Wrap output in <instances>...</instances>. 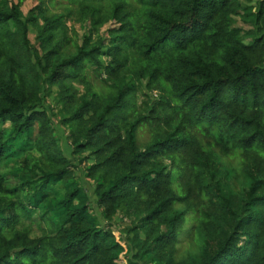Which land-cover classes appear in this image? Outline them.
Listing matches in <instances>:
<instances>
[{
    "label": "trees",
    "instance_id": "obj_1",
    "mask_svg": "<svg viewBox=\"0 0 264 264\" xmlns=\"http://www.w3.org/2000/svg\"><path fill=\"white\" fill-rule=\"evenodd\" d=\"M23 1L0 0V264H264V0Z\"/></svg>",
    "mask_w": 264,
    "mask_h": 264
},
{
    "label": "rangeland",
    "instance_id": "obj_2",
    "mask_svg": "<svg viewBox=\"0 0 264 264\" xmlns=\"http://www.w3.org/2000/svg\"><path fill=\"white\" fill-rule=\"evenodd\" d=\"M38 0H24L22 2V6H21V12L23 13V15H25L27 13V11L29 9H31L32 7H34L37 4ZM74 31H76V35L78 37H80L83 33V29L81 27H79V25H75L74 26ZM30 38H33V35H30ZM93 83L96 86L97 90H100L101 84L99 83V81L95 82L93 81ZM62 133V130H61ZM148 131L146 129L140 131V139L139 141L141 143H145L148 140ZM32 155L36 154L34 153V151L30 152ZM19 162L22 161V158L18 159ZM5 167H3V172H6V170H10L13 167V161H10L8 163L4 164ZM8 174V173H6ZM173 183L176 181V179L173 177L172 178ZM17 179L14 178L11 174H8L7 179H6V185L8 188H11L13 186H15V184L17 183ZM84 187L88 190L87 186L85 185V183L83 184ZM90 191H89V196H90ZM90 207H92L94 210V205L92 203H90ZM30 217H25L23 218V216H21L20 220H21V226H26L29 230L30 236L33 237H37L40 233L38 232V227L42 226L43 223L40 222L38 214L34 213L32 211V213L29 215ZM193 227V222H187L185 225V228L183 230V232L181 233L180 237H179V243H178V256L184 254L191 246V244L193 243L194 237H195V233L194 230L192 229ZM122 259V258H121ZM121 262V260H120Z\"/></svg>",
    "mask_w": 264,
    "mask_h": 264
}]
</instances>
